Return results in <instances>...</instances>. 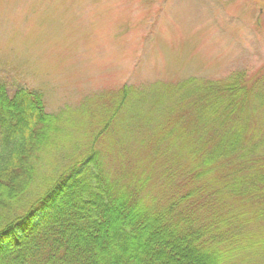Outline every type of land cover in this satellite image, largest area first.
<instances>
[{
	"label": "trees",
	"instance_id": "16d2710c",
	"mask_svg": "<svg viewBox=\"0 0 264 264\" xmlns=\"http://www.w3.org/2000/svg\"><path fill=\"white\" fill-rule=\"evenodd\" d=\"M66 113L0 85V264H264V72Z\"/></svg>",
	"mask_w": 264,
	"mask_h": 264
},
{
	"label": "rangeland",
	"instance_id": "374dc122",
	"mask_svg": "<svg viewBox=\"0 0 264 264\" xmlns=\"http://www.w3.org/2000/svg\"><path fill=\"white\" fill-rule=\"evenodd\" d=\"M236 72H264V0H0V85L41 94L48 114L74 112L62 130L75 137L92 125L76 113L122 86Z\"/></svg>",
	"mask_w": 264,
	"mask_h": 264
}]
</instances>
